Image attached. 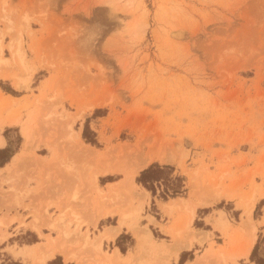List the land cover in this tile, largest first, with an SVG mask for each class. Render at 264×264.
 I'll return each mask as SVG.
<instances>
[{
    "label": "rangeland",
    "instance_id": "1",
    "mask_svg": "<svg viewBox=\"0 0 264 264\" xmlns=\"http://www.w3.org/2000/svg\"><path fill=\"white\" fill-rule=\"evenodd\" d=\"M0 91L13 97L0 95V120L22 121L14 132L25 139L0 172V264H39L36 248L15 254L35 241L86 264L112 259L95 223L103 208L125 215L140 255L119 264L160 260L152 248L175 243L171 228L191 240V264H254L256 244L264 259V0H0ZM148 151L158 158L147 167L184 180L174 198L185 200L171 206L164 183L140 195L147 167L138 187L109 193L123 176L101 170L120 173ZM196 206L206 210L185 225ZM251 241L246 257L227 259Z\"/></svg>",
    "mask_w": 264,
    "mask_h": 264
},
{
    "label": "crops",
    "instance_id": "2",
    "mask_svg": "<svg viewBox=\"0 0 264 264\" xmlns=\"http://www.w3.org/2000/svg\"><path fill=\"white\" fill-rule=\"evenodd\" d=\"M4 79H6V78H4ZM0 95L3 96L4 100H6L7 98L13 99L12 96L3 94L1 91H0ZM0 117H2L4 119H8V117H5V116H0ZM13 120H15V119H13ZM11 121L12 120L6 122L3 120H0V172L6 171V169L9 168L13 162H15L17 157L21 153L24 152L25 139H24L22 134L19 135L18 132H14L15 131L14 129H18L21 132L20 126L22 125V121L18 122V123L16 121L13 124H11ZM20 138H21V142L20 141L17 142L16 140L17 139L19 140ZM117 181H119V180L112 181V182H106V183L110 184V183H115ZM133 184L135 186H137L134 183V178H133ZM140 192H142V190ZM143 194L140 193V195H142L145 198L146 195H143ZM145 194L149 195L146 192V190H145ZM176 199H183V198H172V200H176ZM183 200H185V198ZM162 202H163V205H166V203H168V201H166V200H163ZM203 208H206V206H196L194 208V212L197 213L200 210H206ZM158 210H159V208H158ZM213 211L221 212L222 210L219 209V210H213ZM155 214L159 216V214H161V213H159V211H157ZM207 215L209 216L211 214H207ZM110 217H112V216H108L107 218L106 217L95 218V223H97V221L99 220L98 221L99 222L98 227H100L102 229L100 231L98 230L99 234H101L105 229V231L101 234V235H104L108 228L115 227L117 225V220H118L117 216H114L117 218V220L111 219ZM154 219L156 222H158L160 218L154 217ZM107 221H110V222H107ZM103 222H104V224H102ZM11 223H13V221ZM30 224H32V222L29 223V227H31ZM43 228H46V226L43 224L39 225L38 230H35L31 227L32 231L38 233L39 235H41V230ZM19 232H20V234L24 233L23 231H19ZM124 236L130 237V242L123 243L122 240L124 239ZM161 239H164V238H161ZM103 241L107 242V240H105V239ZM109 242H110V246H111L110 251L114 253L113 258L112 259L106 258V259H103L100 261H95L94 263L88 262L87 264H116V263L119 264L120 261L130 262L132 256H140V255L134 254L136 252L135 248L137 247V245L135 244L131 234L126 231V227H123L121 229V231L116 235L114 240H109ZM169 244H165V245L157 244L154 246L163 250ZM103 245H104V243H103ZM47 247H48L47 245L43 246L42 242L35 241V242L27 243V244H22L21 246L19 245L18 248L16 249L17 252L15 254H16V256H23L24 253L21 251L26 252L32 248H36L35 251L40 252L42 254L41 259L38 260L39 264H86L85 261H83V260L81 261L80 256H77L76 254L73 255L74 256L73 259L66 260L65 256L62 254V249L64 246L51 245L49 247V249L47 250V252H41L42 249L46 250ZM187 249H189V248H183L175 256H173L174 258L170 257L171 258L170 264H191L195 260L194 254H193V249L192 248L189 250H187ZM146 250H147V252L149 251L148 247ZM66 251L71 252L70 249H66ZM17 260L22 262V264H25V263L28 264V262L23 261V260L21 261L19 258ZM133 261H134V258L132 260V263H133ZM248 264H250V263H248Z\"/></svg>",
    "mask_w": 264,
    "mask_h": 264
},
{
    "label": "bare ground",
    "instance_id": "3",
    "mask_svg": "<svg viewBox=\"0 0 264 264\" xmlns=\"http://www.w3.org/2000/svg\"><path fill=\"white\" fill-rule=\"evenodd\" d=\"M16 53V54H15ZM13 52L12 51V57H13V60H15L16 62H19L22 58L20 57V54H18V52ZM20 53V51H19ZM1 77L3 78H6V79H9V80H12L13 82V86L17 89H21V88H24L26 86V83L24 82V79H20V78H17V77H14V76H10V75H1ZM100 103H94L92 108L94 107H99ZM85 108V107H84ZM81 107L79 108V111L77 113V116H80V114L82 113L81 112ZM16 120H12L11 121V124L15 123ZM29 139V138H28ZM30 140V139H29ZM29 145H30V141L28 142ZM27 143V144H28ZM28 145V146H29ZM77 146L79 148V151L82 152V153H87L89 152L88 151V148L84 147L83 146V142H81L78 138V141H77ZM29 148V147H28ZM28 150V149H27ZM134 150L129 148L125 151V154L126 155H130L131 153H133ZM155 158H158V155H156L153 151H148V153H139L137 154L132 160L130 159L129 160V164L127 167H124L122 168V170H120V173L117 171V170H113V169H109V168H105L103 170H101L100 174L101 175H106V174H121L123 176V179L116 183V184H113L111 186H108L109 188V193H114L115 196H117V194L123 190V189H126V192H129V190H133L134 187H136L134 184H132V179L141 171L143 170L144 168L147 167V165L149 163H151ZM160 161H165L164 158H160L159 159ZM19 162V161H18ZM144 195L147 196V194H145V192L143 191ZM120 195V194H119ZM118 195V196H119ZM226 198H230V196H226ZM217 199H220V196L217 197ZM175 200H172V205H174L175 203ZM142 201L140 199L139 201V205L137 206L139 209L142 208ZM175 206V205H174ZM173 210V209H172ZM117 211V214H115V211H112L110 209H107V208H103V209H99L98 213L96 214V217L97 218H104V217H108V216H118V220H117V225L115 227H111V228H108L107 231L105 232L104 235L101 236V240L103 241L104 239H106L107 241L109 240H114V238L116 237V235L121 231V229L123 227H125L126 225V222H125V215L118 209L116 210ZM250 213V209H248L246 211V214ZM194 217V209L190 210V212L188 213V216H187V220H186V224L185 225H188L192 222V219ZM184 223V222H183ZM219 225H216V228L221 230L225 225L224 223H217ZM39 225L40 224H36V223H32L30 224V226L35 229V230H38L39 229ZM177 230V229H176ZM175 230V231H176ZM131 231L133 232V228H131ZM170 235L171 237L174 238V244L172 245H168L166 246V248H164L163 250L161 249H156L155 247L152 248V252H157V250L159 252H161V254H164V256H160L159 255L158 257H161L160 260H157V257L155 256V258L153 259H149L147 260V264H168V254H169V257L171 256H175L181 249L183 248H190V246L192 245L191 243V240L190 239H183L180 235H179V232H175L173 230V228H171L170 230ZM193 235V234H192ZM145 236L147 237V239L151 240L152 239V235L151 233L147 232L145 233ZM78 237V236H77ZM78 241L83 245V244H87V236H82L81 238L78 239ZM251 243V245H250ZM249 243L248 247H246L241 253L239 254H234V253H228L227 255V259H230V260H235V258H239V257H246L248 255V253L250 252V249L252 247V241ZM165 252L167 254H165ZM62 254L65 256V259L66 260H71L74 258V254H72V252H68L66 251V248L63 247L62 249Z\"/></svg>",
    "mask_w": 264,
    "mask_h": 264
},
{
    "label": "trees",
    "instance_id": "4",
    "mask_svg": "<svg viewBox=\"0 0 264 264\" xmlns=\"http://www.w3.org/2000/svg\"><path fill=\"white\" fill-rule=\"evenodd\" d=\"M89 142V141H87ZM91 143V142H90ZM93 143V142H92ZM172 176V168L167 166H159L157 164H152L148 166L146 169L141 171L136 178V181L139 185H141L146 191L151 192L152 195L155 194V185H160V183H164L166 187V191L171 190L172 196L174 198L181 193L183 188V179ZM164 195L167 196V192H163ZM258 244L255 245L251 254L250 261L254 264H264V259H259L257 257ZM15 264V263H13Z\"/></svg>",
    "mask_w": 264,
    "mask_h": 264
}]
</instances>
